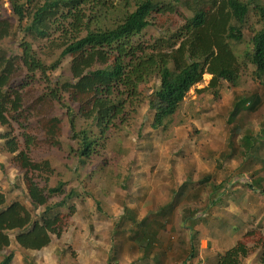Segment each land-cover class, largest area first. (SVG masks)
I'll return each instance as SVG.
<instances>
[{
  "label": "trees",
  "instance_id": "16d2710c",
  "mask_svg": "<svg viewBox=\"0 0 264 264\" xmlns=\"http://www.w3.org/2000/svg\"><path fill=\"white\" fill-rule=\"evenodd\" d=\"M12 8L18 22L0 18V125L7 128L0 132V139L12 154L10 163L21 171L33 211L0 190V250L15 244L27 260L29 250H41L54 237L62 238L68 220L77 212L75 193L66 192V182L49 184L53 173L50 161L36 160L30 153L31 148L62 147L64 124L55 114L58 104L66 107L76 133L73 138L78 148L72 151L81 165L107 147L113 128L130 125L141 103L140 85L153 75L158 81L150 101L154 110L151 126L156 131L168 130L188 92L203 81L205 74L211 78L204 90L216 98L226 83L238 86L242 67L232 41H244L251 32L253 15L261 25L252 36L248 57L254 78L264 85L263 0H12ZM150 29L157 35L147 37ZM15 32L25 35L17 50L3 43ZM35 43L60 50L59 58L47 64L36 53ZM64 59L70 79L49 91H40V84L31 83V79L36 81V72L47 75ZM263 108L264 95L259 89L236 92L229 117L231 121L242 115L257 117ZM77 117L89 127L77 131ZM260 123H264V117ZM15 124L21 128L28 125L22 133L24 140ZM230 128L236 135L238 127L232 123ZM260 132L243 133L245 153L264 150V142L255 147L257 137L264 136V127ZM209 179L211 174H206L199 182ZM263 179L258 176L250 185L262 188ZM210 183L209 200L222 202L226 187ZM186 188L185 184L177 195ZM98 203L100 210L102 204ZM178 203L172 197L152 216L143 217L139 203L133 207L127 201L123 203L124 213L113 233L122 234L134 248L143 250V259L130 264H163L165 250L160 233L172 221ZM39 208L42 213H37ZM227 227H236V232L241 228L238 224ZM250 239L257 241L250 245ZM193 250L189 256L195 255ZM252 254L264 261V239L257 229L248 230L243 238L219 252L215 264H240ZM14 257L11 251L3 255L0 264H12ZM107 264H121L120 256L110 252Z\"/></svg>",
  "mask_w": 264,
  "mask_h": 264
},
{
  "label": "rangeland",
  "instance_id": "374dc122",
  "mask_svg": "<svg viewBox=\"0 0 264 264\" xmlns=\"http://www.w3.org/2000/svg\"><path fill=\"white\" fill-rule=\"evenodd\" d=\"M0 18L18 22L12 0H0ZM250 23L251 32L244 41H232L242 67L238 86L226 83L216 98L211 91L204 90L211 78L210 74H205L203 81L188 92L168 130L156 131L151 126L154 110L150 101L158 81V76L153 75L140 85L141 103L130 125L113 128L107 147L81 165L72 151L78 148L73 138L76 133L72 131L66 107L58 104L55 114L64 124L62 147L31 148L30 153L36 160L50 161L53 173L49 184L54 186L59 180L65 181L66 192L75 193L77 212L68 220L62 238L54 237L52 243L41 250H29L28 260L15 244L0 250V260L14 251L12 264H107L112 252L120 256L121 264H130L132 260L138 263L143 259V250L134 248V243L122 234L113 233L124 213L123 203L127 201L132 207L139 203L140 216H152L159 205L167 204L172 197L179 203L172 221L160 233L165 250L163 264H215L219 252H224L251 229L260 231L264 239V187L250 185L258 176L264 177V150L253 149L249 155L242 145L246 130L261 133L264 108L257 117L242 115L236 121L229 117L236 92L259 89L264 95V85L254 78L248 57L252 36L261 23L255 15ZM150 35L156 36L157 32L150 29L147 37ZM21 38L25 35L15 32L3 43L17 50ZM34 48L47 64L59 58L60 50L48 49L45 43H35ZM35 75L36 81L31 79V83L40 84V91L55 89L58 83L70 79L68 61L64 59L47 75L41 72ZM76 123L77 131L89 127L83 118L77 117ZM232 123L240 129H236L234 136ZM30 125L34 126V122ZM15 126L21 135L28 125ZM6 129L0 125V132ZM21 137L24 140L23 134ZM263 142L264 136L257 137L255 147L259 148ZM11 156L0 139V190L33 211L24 192L21 171L10 163ZM129 174L131 177L127 180ZM206 174H211V179L205 181L204 177V183L199 182ZM212 181L219 188L226 187L220 203L209 200ZM262 182L264 186V179ZM185 184L184 193L177 195ZM98 202L102 204L100 210ZM38 212L42 213V208ZM238 216L241 219H236ZM232 224L241 226L239 231L236 232V227H227ZM256 241L250 239V245ZM192 248L191 253L195 255L189 256ZM240 264H264V261L258 254H252Z\"/></svg>",
  "mask_w": 264,
  "mask_h": 264
}]
</instances>
